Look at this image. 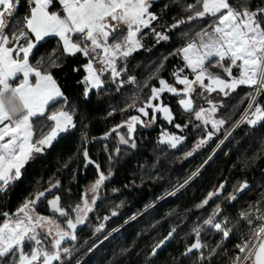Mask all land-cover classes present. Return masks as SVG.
I'll use <instances>...</instances> for the list:
<instances>
[{
    "label": "snow or ice",
    "instance_id": "6c2138e0",
    "mask_svg": "<svg viewBox=\"0 0 264 264\" xmlns=\"http://www.w3.org/2000/svg\"><path fill=\"white\" fill-rule=\"evenodd\" d=\"M20 2L0 0V192H5L22 179V169L36 153L44 152L62 133L76 127L74 113L66 110V98L51 71L62 66V56L80 54L87 59L83 65L86 75L82 80L87 97L92 90H104L108 83L116 85L117 91L125 83H137L135 76L128 75V62L134 53L145 47V29L150 30L157 43L170 39L168 32L157 31L153 26L158 16L150 11L152 0H24L27 14L15 19ZM249 4L250 0L242 3L237 0L236 5L230 0H194V3L187 4L184 10L191 13L187 21L207 18L211 22L173 53L183 61V66L172 73L174 83L159 78V87L153 85L150 88V95L142 106H137L139 97H133L121 111L135 109L141 115L129 116L106 133L105 138L115 133L119 144L135 148L137 125L151 126L158 113L177 129L188 127L192 120L184 125L175 123L173 110L161 99L162 94L171 93L179 97L177 103L182 111L200 122L196 127L211 125V130L185 154L192 156L227 123L226 119L217 117L224 107L223 100L210 98L212 94L229 97L241 86L250 91L245 96L247 107L236 126H264V101L260 99L264 96V7L251 9ZM13 20L15 22L10 26ZM185 23L181 19L170 28L176 29ZM48 37L58 38V48L33 64L31 59ZM159 67L162 68L163 63ZM186 69L190 71L191 78L185 74ZM144 87H148L147 82ZM197 98L208 107L199 105ZM142 116L149 119H142ZM40 118L43 121L37 128ZM121 128H126V134L120 132ZM184 139L165 130L161 132L159 143L176 148ZM119 152L118 147L116 153ZM83 157L87 164L94 163L86 148ZM96 167L98 178L89 190L91 196L83 192L80 202L74 206L65 207L61 196L54 195L47 200L53 215H42L36 211L37 204L46 199L52 189L60 187L57 180L50 182L49 188L25 198L15 212L0 213L3 217L0 220V264H64L63 257L69 256L72 249L62 247L63 243L77 239L78 226L86 222L99 199L98 190L112 175L111 172L105 175L99 171V165ZM197 174L194 172L192 176ZM248 187L246 181L240 183L227 199L235 201L237 193ZM223 189L221 184L209 192L198 207L208 205ZM222 212L223 209L217 205L202 225L192 229L193 242L186 246L182 255L198 254L197 264H200L217 254L216 249L221 248L223 241L229 239L233 232L227 226L229 218L222 217ZM117 214L112 211V216ZM239 218L249 229L241 242L235 245L238 253L230 264H264V204L251 205L239 213ZM108 219L110 217H104V220ZM103 228L101 223L95 231L100 232ZM206 229L221 236L215 248L202 239L201 234ZM175 231L173 228L156 244L152 256ZM204 249H209L207 257Z\"/></svg>",
    "mask_w": 264,
    "mask_h": 264
},
{
    "label": "trees",
    "instance_id": "16d2710c",
    "mask_svg": "<svg viewBox=\"0 0 264 264\" xmlns=\"http://www.w3.org/2000/svg\"><path fill=\"white\" fill-rule=\"evenodd\" d=\"M230 2L237 4V0ZM189 3H194V0H158L153 3L152 12L158 16L153 26L157 31L168 32L170 39L157 43L149 29L144 31L147 33L143 40L145 47L136 52L128 62V75L137 78L136 84L125 83L117 91L116 85L108 83L104 90L92 91L86 97L85 85L82 83L86 75L83 69V65L87 63L85 57L80 54L62 56V66L51 70L66 98V110L74 113L76 127L62 133L44 152L36 153L22 169V179L5 192H0V213L15 212L25 198L49 188L50 182L55 183L57 180L60 181V187L52 189V197L54 194L60 195L65 207L74 206L80 202L81 194L87 192L98 178L96 165H99V171L105 175L111 172L112 175L104 182L98 195L94 213L83 225L78 226L77 239L63 243L62 247L72 249L69 256L63 257L64 264H197L198 254L190 257L182 254L186 246L193 242L192 229L202 225L217 205L223 209L222 217L229 218L227 226L242 230L243 222L237 215L238 210L246 208L250 201L264 204V126L251 128L246 124H241L236 129L233 136L194 179L175 194L161 199L196 169L225 130L245 109V96L250 89L244 86L229 97H215L217 101L223 100L224 103L217 116L226 119L227 123L213 140L192 156L185 154L204 136L203 125L194 129L190 126V135L178 152H162V147L156 143L155 132L144 129L134 133L135 148L119 144L115 133L105 138V134L113 127L138 113L135 109L121 111L132 102L133 97H139L136 103L138 107L142 106L150 95V88L153 85L159 87V78L174 83L172 73L183 66V61L173 53L188 39L193 38L195 32L211 22L207 18L187 21L191 13L184 9ZM249 6L251 9L264 7V0H250ZM27 11L26 3L21 0L15 19H20ZM181 19L186 23L176 29L170 28V25ZM14 22L11 21L10 26ZM57 48L58 38L48 37L40 44L31 61L35 64L41 56H46ZM161 63L162 68L159 67ZM185 74L191 78L189 70L186 69ZM153 75L155 78H151ZM145 82L148 87H144ZM161 99L166 101L175 98L171 93H164ZM197 99L199 105H205L203 100ZM260 99L264 101V96ZM59 103L63 104V101ZM110 112L112 115H109ZM190 119L193 118L185 113V122ZM42 121L43 118H40L37 128ZM126 131L125 128L120 129L122 134H126ZM118 147L119 154L116 153ZM85 148L89 158L94 161L93 164L85 161ZM244 181L249 184L247 191L236 201H229V194ZM221 184L224 185L221 194L213 197L208 205L198 207L207 194ZM36 211L42 215H53L47 200L37 204ZM112 211L118 214L112 216ZM105 216L110 219L104 220ZM2 219L0 215V220ZM101 223L104 228L96 232L95 229ZM173 228L176 231L172 241L152 256L153 248ZM201 235L211 248H215L221 241L220 234L214 230L206 229ZM100 236H104L102 240H105L91 252L87 251L89 253L86 255V248ZM234 241L235 234L230 235V239L223 241L221 248L216 249L217 254L211 260L206 258L200 264L229 263L234 257ZM203 251L207 257L209 249ZM81 253H84L83 256L75 262Z\"/></svg>",
    "mask_w": 264,
    "mask_h": 264
},
{
    "label": "flooded vegetation",
    "instance_id": "af4514ba",
    "mask_svg": "<svg viewBox=\"0 0 264 264\" xmlns=\"http://www.w3.org/2000/svg\"><path fill=\"white\" fill-rule=\"evenodd\" d=\"M140 51V50H139ZM138 51V52H139ZM135 54V53H134ZM133 54V56H135ZM129 60H131V57L129 58ZM178 87H183V86H178ZM93 91H96V90H93ZM172 95V94H171ZM173 96V95H172ZM175 99H167L166 101L165 100H163V102L164 103H166L167 105H169L170 107H171V109L173 110V112H174V114H175V116H176V119H175V123H179V124H181V125H184V124H189V121H187V122H185V120H184V112L182 111V109L179 107V105H178V103H177V101H178V99H179V97H176V96H173ZM155 103V102H154ZM150 112H151V110H149ZM134 115H141L140 113H137V114H134ZM142 119H145V120H148L149 119V117H143L142 116ZM200 122L199 121H195L194 119H192V123L191 124H189V126L188 127H186V128H182V129H177L175 126H174V124H169L164 118H163V116L161 115V114H157V120H156V122L155 123H152L151 124V126H149V127H143V126H140V125H137V128H136V131L137 130H140V129H144V130H149V132H152V131H154L155 132V140H156V143H158L161 147H162V149H161V151L162 152H164V153H169V152H178V151H180L179 149H181L180 148V146H182V144L185 142V140H186V138L190 135V126H192V129H194V128H199V127H196L195 125H197V124H199ZM204 127V130H205V133H204V136L206 135V132L207 131H209V130H211V125H208V126H203ZM126 129V128H125ZM167 131V132H169V133H174V134H176V135H178V136H183L185 139H184V141H183V143L182 144H180V145H178L176 148H171V147H169L167 144H161V143H159V140H160V137H161V132L162 131ZM221 131V128H220V130H219V132ZM219 132H217L215 135H214V137H213V139L219 134ZM212 139V140H213ZM94 184V183H93ZM103 186V185H102ZM102 186H101V188L98 190V193H97V195H99L100 194V192H101V190H102ZM90 190V189H89ZM87 191L88 193H89V195L91 196V192L90 191ZM53 192L54 191H52L51 193H49V194H47V197H46V199H42V201L43 200H49V198L50 199H52L53 197H52V194H53ZM55 195V194H54ZM38 204H40V203H38ZM94 213V210L91 212V213H89L88 214V217L90 216V215H92Z\"/></svg>",
    "mask_w": 264,
    "mask_h": 264
},
{
    "label": "built area",
    "instance_id": "2783aa9c",
    "mask_svg": "<svg viewBox=\"0 0 264 264\" xmlns=\"http://www.w3.org/2000/svg\"><path fill=\"white\" fill-rule=\"evenodd\" d=\"M19 5H20V3H19ZM246 107H247V105H246ZM246 107H245V109H246ZM244 110L241 112V114L238 116V118L234 121V123L229 127V129L220 137V139L213 146V148L210 150V152L205 156V158L202 160V162L196 167V169H194L184 180L179 182L172 189H170L167 193H165L161 197V199H165V198H168L171 195H173V194H170V193H174L175 194L178 190H180L182 188L181 185H183V187H184L186 184H188L192 179H194L205 168V166L214 158V156L225 145V143L228 141V139L231 136H233V134L235 133L236 129L241 125L240 124L237 127L236 123L240 120V117L243 114ZM229 133H230V135H229ZM221 141H223V143H221ZM218 145H219V147H218ZM209 157H211V159H209ZM194 172H197L198 174L193 177L192 173H194ZM190 177H191V179H189ZM185 181H187V183H185ZM253 204H258V203L250 201L249 204L246 206V208L238 210L237 215L239 216L240 212L249 209V207L251 205H253ZM242 222H243V224L241 226L242 230L236 229L234 226H229V228L233 229V232H232L231 235L235 234L234 245L240 243L242 238L244 237V235L247 234V232H248L249 226L246 224V222H244V221H242ZM229 239H227V240H229ZM237 253H238V249L235 248L234 255L237 254ZM225 264H230V262L229 263H225Z\"/></svg>",
    "mask_w": 264,
    "mask_h": 264
},
{
    "label": "rangeland",
    "instance_id": "374dc122",
    "mask_svg": "<svg viewBox=\"0 0 264 264\" xmlns=\"http://www.w3.org/2000/svg\"><path fill=\"white\" fill-rule=\"evenodd\" d=\"M156 1H158V0H152V5H153V3L154 2H156ZM150 11H152V9H150ZM146 30V29H145ZM144 30V31H145ZM155 38V37H154ZM156 40V39H155ZM32 62V61H31ZM33 63V62H32ZM34 64V63H33ZM55 78V77H54ZM16 82H18V81H16ZM58 83V82H57ZM59 85V84H58ZM62 91V90H61ZM215 97H217V95L215 94V93H213L212 94V96L210 97V98H214L215 99ZM216 100V99H215ZM204 107H208V105L207 104H205L204 105ZM218 117V116H217ZM219 118V117H218ZM229 128H227L226 130H225V132L228 130ZM224 132V133H225ZM113 232V231H112ZM112 232H110V233H112ZM97 234V233H96ZM102 238H104V236H100L93 244H91V245H89L87 248H86V251H84V253H86L87 251H89V252H91L95 247H97L98 245H100L104 240H102ZM89 252H87L86 253V255L89 253ZM84 253H81L76 259H75V262L76 261H78V259L81 257V256H83V254Z\"/></svg>",
    "mask_w": 264,
    "mask_h": 264
},
{
    "label": "water",
    "instance_id": "95a60500",
    "mask_svg": "<svg viewBox=\"0 0 264 264\" xmlns=\"http://www.w3.org/2000/svg\"><path fill=\"white\" fill-rule=\"evenodd\" d=\"M42 43V42H41ZM93 91V90H92ZM91 91V92H92ZM97 91V90H96ZM90 92V93H91ZM90 93H89V95H90ZM88 95V96H89ZM249 185V184H248ZM248 189V188H247ZM247 189L246 190H244L242 193H237V199H239L241 196H243L244 195V193L247 191ZM236 199V200H237ZM235 200V201H236ZM172 239H173V236L171 237V239H169V240H167L166 242H165V244L162 246V247H160L159 249H157V250H161V249H163V248H165L171 241H172ZM192 254H189L188 256H185V257H190Z\"/></svg>",
    "mask_w": 264,
    "mask_h": 264
}]
</instances>
